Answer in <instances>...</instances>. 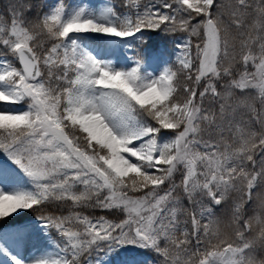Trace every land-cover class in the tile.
Instances as JSON below:
<instances>
[{"label": "snow or ice", "instance_id": "1", "mask_svg": "<svg viewBox=\"0 0 264 264\" xmlns=\"http://www.w3.org/2000/svg\"><path fill=\"white\" fill-rule=\"evenodd\" d=\"M129 251L264 264V0L0 10V264Z\"/></svg>", "mask_w": 264, "mask_h": 264}, {"label": "rangeland", "instance_id": "2", "mask_svg": "<svg viewBox=\"0 0 264 264\" xmlns=\"http://www.w3.org/2000/svg\"><path fill=\"white\" fill-rule=\"evenodd\" d=\"M153 40L156 41L158 43L159 47H161V48H164L166 46L170 47V44H167V42H161L159 37H153ZM34 254L38 255L39 253H36L34 249H28V250L22 252V255H23V257L25 259H29V258L33 257ZM133 258L143 259V257L140 255L139 252H137V251H129L127 253H124L122 255V257L119 258L118 260H114L113 264H121L122 260H124V259L131 260Z\"/></svg>", "mask_w": 264, "mask_h": 264}, {"label": "trees", "instance_id": "3", "mask_svg": "<svg viewBox=\"0 0 264 264\" xmlns=\"http://www.w3.org/2000/svg\"><path fill=\"white\" fill-rule=\"evenodd\" d=\"M8 2V0H0V10H2L3 5H5ZM118 2V0H117ZM29 215H33L32 213H29Z\"/></svg>", "mask_w": 264, "mask_h": 264}, {"label": "bare ground", "instance_id": "4", "mask_svg": "<svg viewBox=\"0 0 264 264\" xmlns=\"http://www.w3.org/2000/svg\"><path fill=\"white\" fill-rule=\"evenodd\" d=\"M4 258L3 257H0V261H2Z\"/></svg>", "mask_w": 264, "mask_h": 264}]
</instances>
